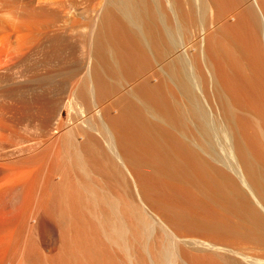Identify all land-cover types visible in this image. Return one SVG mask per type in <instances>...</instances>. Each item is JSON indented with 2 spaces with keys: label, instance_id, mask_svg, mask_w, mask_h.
<instances>
[{
  "label": "bare ground",
  "instance_id": "bare-ground-1",
  "mask_svg": "<svg viewBox=\"0 0 264 264\" xmlns=\"http://www.w3.org/2000/svg\"><path fill=\"white\" fill-rule=\"evenodd\" d=\"M98 12L50 82L0 65V264H264V0Z\"/></svg>",
  "mask_w": 264,
  "mask_h": 264
},
{
  "label": "rangeland",
  "instance_id": "rangeland-1",
  "mask_svg": "<svg viewBox=\"0 0 264 264\" xmlns=\"http://www.w3.org/2000/svg\"><path fill=\"white\" fill-rule=\"evenodd\" d=\"M46 1H54L50 5L53 24L44 28L41 25L32 26L27 23L24 20L25 9L39 7ZM104 1L0 0V65L3 64L2 73L6 81L8 83L22 81L33 86H36L39 81L46 82L48 79L46 71L57 68L59 65L57 59L48 63L40 61L43 51L49 44V36L54 30H63V33L66 31L68 38H66V32L64 34L68 39L67 47L77 56L78 52L80 54L79 42L86 36L90 23L96 18ZM21 74L25 75V79L21 77ZM48 82H50L49 79ZM4 83H0V90ZM64 95L68 99L70 94L64 92ZM21 132L25 133L23 130H20Z\"/></svg>",
  "mask_w": 264,
  "mask_h": 264
}]
</instances>
